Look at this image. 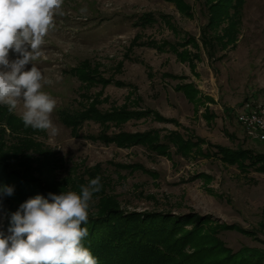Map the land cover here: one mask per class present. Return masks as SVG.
Wrapping results in <instances>:
<instances>
[{"label": "rangeland", "instance_id": "obj_1", "mask_svg": "<svg viewBox=\"0 0 264 264\" xmlns=\"http://www.w3.org/2000/svg\"><path fill=\"white\" fill-rule=\"evenodd\" d=\"M186 1L191 6L190 16L166 0H64L63 15L55 16L54 27L41 46L42 55L33 62L45 79L52 81L45 83L41 90L57 102L51 119L59 132L51 136L48 131L25 127L21 119L22 104L12 112L8 111V106L0 105V111L7 112L0 119L6 136L2 141L8 145L3 153L10 159L23 160L20 157L24 153L15 155V150L21 148L29 155L33 168L38 163H47L55 174L50 179L52 185L62 188L63 192H67L65 188L70 189L69 181L78 178L87 185L91 169L99 165L105 193L116 198L122 211L209 214L213 223L233 224L250 231L227 229L219 233L233 251L248 248L264 255L263 172L245 174L235 165L197 155L190 158L174 153L171 157L157 155L141 145L105 144L88 138L103 131L98 122L85 120L74 133L59 118L61 110L75 113L94 99L101 111L125 105L130 110H154L210 141V121L202 115L203 108L199 106L195 112L194 105L181 91L175 90L177 84L192 82L203 94L216 98V110L221 111L218 106L226 110L229 136L215 132L217 136H211V142L226 147H235L238 143L264 152V142L245 136L236 121V114L245 102L264 100V0H245L234 48L220 51L217 56L223 57L214 60L206 57L199 40L207 22L203 0ZM82 8L87 11L81 12ZM143 12H151L157 18L160 13L166 14L171 26L158 18L151 26L135 27L132 22ZM136 35L140 41L158 43L181 41L191 36L199 41L200 59H195L192 68L171 51H157L146 45L132 46ZM16 58V54L9 53L10 60ZM83 61L96 68L97 75L112 81L104 87L98 83H82L70 70ZM26 67L30 68L31 64ZM166 73L179 78L164 76ZM6 114L17 118L6 122ZM151 129L161 134L170 130L183 132L174 123L158 121L152 115L130 119L120 127L111 124L105 131L109 135L119 130ZM11 161L17 170L16 163ZM136 164L141 168L127 167ZM46 171L35 169L39 182L50 178ZM99 198L100 194L93 195L89 210L96 209ZM7 216V205L0 200V233L4 235L9 234L5 225Z\"/></svg>", "mask_w": 264, "mask_h": 264}, {"label": "trees", "instance_id": "obj_2", "mask_svg": "<svg viewBox=\"0 0 264 264\" xmlns=\"http://www.w3.org/2000/svg\"><path fill=\"white\" fill-rule=\"evenodd\" d=\"M166 1L172 2L182 13L189 16L192 14L191 6L186 0ZM244 2L245 0L202 1V6L207 14V22L201 29L199 40L209 60L223 57L217 56V53L234 48L238 39L237 29ZM158 18L171 26L166 14L160 13ZM158 18L151 12H143L136 16L132 24L135 27L145 28L154 24ZM224 22L227 25L222 26ZM131 45H146L154 47L157 51H171L180 61L187 62L192 68H194L195 59H200L201 56L199 41L191 36L183 38L181 41L162 40L158 43L154 40L140 41L139 36L136 35ZM189 47L196 49L195 52H191ZM70 72L78 76L84 84L98 83L104 87L112 81L97 75L96 68L91 67L88 61L80 62ZM163 75L179 78L169 73ZM175 90L184 94L187 100L194 105L195 112L198 111L199 106L204 107L202 115L207 121H210L212 115L206 103L214 102L212 97L202 94L192 82L177 84ZM93 100L75 113L61 110L59 112L61 122L70 127L74 133L85 120L98 122L103 127V131L96 136H88V138L98 139L105 144L113 143L117 147L141 145L150 153L168 157H171L172 153L184 158H190L194 155L210 158V155H214L219 156L223 162L235 165L241 171L264 173V153L255 152L249 148L233 149L210 143L209 140L200 137L194 131L178 125L176 120L166 119L154 110L141 108L130 110L125 105V107L118 109L101 111L97 108V102H93ZM0 112V117L7 113L6 111ZM148 115H152L158 121L172 122L180 126L183 132L170 130L161 134L159 130L154 129L143 132L119 130L108 135L105 131L111 124L120 127L130 119H139ZM6 117L8 118L7 121L5 120L6 122H9L11 118H17L10 114H6ZM5 137L3 126H1L0 186L7 185L14 188L11 196L2 198L7 205L8 216L5 225L8 229L11 215L18 210L21 203L37 194L43 195L45 198H48L49 192L59 194L58 192H61L62 188L55 187V189L52 185L53 182L50 179L54 178L55 174L47 163H38L37 167L33 168L29 155H26L24 150L21 151V148H15V155L24 153L20 157L23 160L19 159L18 164L16 159H10L4 155V148L8 146L2 141V138L5 140ZM210 148L214 151L210 152ZM11 160L16 163L17 170L14 169ZM23 163L25 166H22ZM98 166L91 169L90 180L100 176ZM127 167L141 168V165L136 164ZM35 169L39 172H44V169L47 170L46 172L50 177L47 179L48 181L41 180L39 182L37 180L39 177H36L34 172ZM15 171L17 172L15 173ZM199 175L204 176L203 174ZM78 179L69 181L70 189L65 188L64 191H75L80 194L81 185H85V182ZM101 183L103 185L102 190L93 194H100L98 206L94 210H88L89 220L86 225H83L89 231V236L83 241L84 246L88 247L93 255L98 258V264H263V254L248 248L233 251L219 236L222 230L227 229H237L244 233H250V231L233 224L213 223L210 221L209 214L199 215L190 212L175 215L161 212H124L120 209L116 198L105 193L102 179ZM256 253L257 255H254Z\"/></svg>", "mask_w": 264, "mask_h": 264}, {"label": "clouds", "instance_id": "obj_3", "mask_svg": "<svg viewBox=\"0 0 264 264\" xmlns=\"http://www.w3.org/2000/svg\"><path fill=\"white\" fill-rule=\"evenodd\" d=\"M64 0H0V105L12 112L22 104L25 127L58 134L51 114L56 100L42 91L46 80L34 61L54 27ZM85 8L81 12H86ZM17 58L9 59V53ZM31 64L30 68H27ZM101 177L75 191L37 194L20 204L11 215L8 235L0 233V264H98L83 241L93 194L102 190ZM12 186H0V200L11 196ZM51 201V202H50Z\"/></svg>", "mask_w": 264, "mask_h": 264}, {"label": "built area", "instance_id": "obj_4", "mask_svg": "<svg viewBox=\"0 0 264 264\" xmlns=\"http://www.w3.org/2000/svg\"><path fill=\"white\" fill-rule=\"evenodd\" d=\"M236 121L245 136L264 142V100L257 103L245 102L236 114ZM262 231L264 233V226Z\"/></svg>", "mask_w": 264, "mask_h": 264}, {"label": "crops", "instance_id": "obj_5", "mask_svg": "<svg viewBox=\"0 0 264 264\" xmlns=\"http://www.w3.org/2000/svg\"><path fill=\"white\" fill-rule=\"evenodd\" d=\"M197 87V86H196ZM198 88V87H197ZM199 89V88H198ZM203 94V93H202ZM205 95V94H204ZM207 96H210V97H212L213 98V100H214V102H212V103H206V105L208 106V108H209V104H210V108H209V110H210V114L212 115V117H210V143H213V142H211V141H213V139L211 138V136H217L216 135V133L218 134V133H226V136L228 137L229 135H228V131L226 130V121H225V119H226V116H224V111H226L225 110V108L223 109V108H221V106H218L219 108H220V112L218 111V110H216V104H214L215 103V99L216 98H214V96H212L211 94L210 95H207ZM187 99V98H186ZM253 103V102H252ZM257 103V102H256ZM212 106H214V108H211ZM202 107V106H201ZM203 108V110H204V107H202ZM211 109H213V112H211ZM198 112V111H197ZM203 112V111H202ZM177 123H178V125H180V123L177 121ZM176 125V124H175ZM181 126V125H180ZM180 126H177L176 125V127H180ZM212 128V129H211ZM221 131V132H220ZM223 131V132H222ZM166 132V131H165ZM164 132V133H165ZM216 132V133H215ZM244 133V132H243ZM233 135V134H232ZM234 137V135L232 136V138ZM236 137H238V136H236ZM214 144H216V143H214ZM226 147V146H225ZM229 148H233V149H236V148H245V147H243V146H241V145H238V143H237V145L235 146V147H229ZM214 151V149H212V148H210V152H213ZM255 152H260V153H264V152H261V151H255ZM210 159H217V160H219V161H222L220 158H219V156H214V155H210ZM241 171V170H240ZM242 172H244V171H242ZM248 172H245V174H247ZM262 208V207H261Z\"/></svg>", "mask_w": 264, "mask_h": 264}]
</instances>
